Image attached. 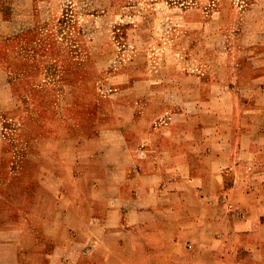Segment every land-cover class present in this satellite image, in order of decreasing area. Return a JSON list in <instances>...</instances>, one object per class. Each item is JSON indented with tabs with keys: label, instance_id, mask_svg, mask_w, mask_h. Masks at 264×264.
Returning <instances> with one entry per match:
<instances>
[{
	"label": "rangeland",
	"instance_id": "1",
	"mask_svg": "<svg viewBox=\"0 0 264 264\" xmlns=\"http://www.w3.org/2000/svg\"><path fill=\"white\" fill-rule=\"evenodd\" d=\"M1 20L9 29L0 35H13L0 49V81L14 92L0 107L9 131L5 149L25 153L39 138H57L60 148L78 140L87 148L108 146L119 153L88 159L89 177L103 175L101 166L115 158L128 169L111 178L132 183V146L146 147L142 165L161 169L160 179L183 181L184 203L168 195L160 199L166 190H151L157 174L146 176L142 198L158 205L129 243L146 247L170 235L177 242L185 238L184 246L174 243L155 259L200 264L207 259L204 245L221 244L203 233L212 223L220 237L239 245L236 258L264 264V177L256 178L258 167L264 170V109L249 100L256 95L251 57L255 63L264 0H0ZM133 104L140 114L136 125ZM93 136L102 142L90 141ZM210 148L218 150L211 154ZM221 149L227 158L219 156ZM37 159L10 154L11 178L27 181ZM218 169L227 176L213 189L217 207L209 211L193 197L194 183ZM242 190L250 196L238 202L233 197ZM250 209L258 216L250 218ZM127 223L132 227V219ZM43 225L54 227L51 221ZM107 230L120 235L122 225L112 220ZM37 240L46 248L53 238Z\"/></svg>",
	"mask_w": 264,
	"mask_h": 264
},
{
	"label": "crops",
	"instance_id": "2",
	"mask_svg": "<svg viewBox=\"0 0 264 264\" xmlns=\"http://www.w3.org/2000/svg\"><path fill=\"white\" fill-rule=\"evenodd\" d=\"M7 24V21H0V32H3V29H9V24ZM10 27L11 30L14 28V21H11ZM263 31L258 29L259 52L255 63L251 57V68H253L250 84L255 89L256 95H253L249 100H254L255 103L253 102L252 106L255 105L253 107L258 109H264V52H260L264 50ZM7 33L9 32L7 31ZM12 37L11 34L0 35V49L3 44L10 42ZM4 83L0 81L1 108H4L7 98L10 97L9 94L14 93ZM5 114L4 111H0V264H42V255L45 256L44 264H159L155 259L158 256L157 253H162L167 248L170 249L174 243H181L184 246L185 238L178 239L177 242L178 236L173 238L171 235L167 237V242L150 241L146 247L131 244L128 241L131 234H135L136 230L142 228L140 224L142 220L153 213L154 205H158V201L154 205H149V201L147 203V199L142 198L144 178L151 174H157L158 178L159 172L162 174L161 169L156 166L151 168L145 164L142 165L143 155L141 152L145 155L149 153L146 147L145 150H142L132 146V176H130L132 183L123 178L120 180L111 178L115 173L126 172L128 169L125 167V170H122L123 166L115 158L111 161L106 159V162L103 159L104 165L101 166L103 175L97 174L89 177L88 159L97 155L104 158L110 150L116 153H119V150L110 149L108 146L101 149L87 148L84 147L81 140L74 144L68 143L66 148H60L57 138H39L34 149L28 152L23 153L19 149L14 152L8 151L4 147V141L9 134L5 125L7 123ZM139 120L140 114H137V109L133 104L132 124H138ZM251 124L254 122L252 121ZM257 127H261V125H257ZM144 138L146 139L141 138L140 142L146 144L149 138ZM69 139L72 140L70 136L68 141H70ZM89 140L102 142L99 136H93ZM216 150L218 149L210 148L208 152L212 154ZM227 153L223 149L218 152L220 157L226 156V158L228 157ZM10 154L18 157L33 154L38 158L32 164V177L27 181L11 178L13 170L10 168ZM40 157L46 160H39ZM20 164L17 166L18 172L24 170L21 169L23 167ZM101 168L99 167V170ZM258 170L256 178H263L264 170H261L260 167ZM181 171V174L185 172L184 165ZM227 171L230 172V170ZM179 175L177 174L178 177ZM226 176L223 171L218 169L212 175L214 180L210 177L211 179H206V183L203 181L205 178L201 177L194 183L197 194H194L193 197L200 205L211 211L212 208L217 207L215 202L218 201L213 189L222 187L221 183ZM161 178H158L155 185L151 186V190L165 189V192L162 190L160 199L168 195L169 198H175L182 206L185 197L183 181L176 178L175 181L169 182V180ZM253 181L244 184L248 186ZM255 194L258 197V203L261 204L259 198L262 197ZM249 196L248 191L242 190L233 198L238 202H244L249 199ZM141 204H145L144 207ZM260 206L263 208L264 204L262 203ZM249 213H251L250 218L258 216L253 209H250ZM131 219L132 227L128 223L126 226L124 221ZM207 219L209 221L217 220L214 215H209ZM112 220H117L122 225L120 235H114L120 230L118 232L107 230L108 224ZM44 221H51L54 227L44 228ZM9 223L13 225L11 227L3 226ZM238 224L241 229L248 227V222L243 219H240ZM209 226L212 228L203 229L204 235L210 239H219L221 244L218 249L207 244L204 245V249H202L203 245L199 247L194 245L195 248L202 249L207 255V259L201 261L200 264H248L246 260L236 258L240 251L238 244L233 245L224 235L220 237L218 231L215 230L217 228L212 223H209ZM200 229L201 226L199 231ZM241 229L239 230L241 231ZM145 233H148V230ZM38 236L53 238L49 247H41L37 243ZM60 237L62 238L60 239ZM90 241L92 243L89 247ZM30 255L32 260L26 258ZM227 255L232 256V259L228 260Z\"/></svg>",
	"mask_w": 264,
	"mask_h": 264
}]
</instances>
